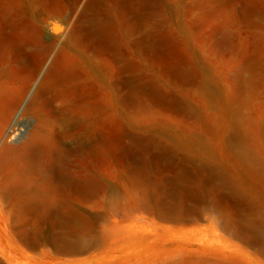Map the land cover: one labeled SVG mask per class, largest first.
I'll list each match as a JSON object with an SVG mask.
<instances>
[{
  "label": "rangeland",
  "instance_id": "374dc122",
  "mask_svg": "<svg viewBox=\"0 0 264 264\" xmlns=\"http://www.w3.org/2000/svg\"><path fill=\"white\" fill-rule=\"evenodd\" d=\"M117 1L106 0L107 10L117 12ZM134 1L147 4V16L125 49L124 114L114 101L106 153L64 161L76 183L94 181L92 191L62 184L46 158V204L74 208L81 223L0 199V264H264V0ZM38 2L46 8L50 0ZM59 49L40 81L55 71ZM4 62L22 89L32 70ZM106 66L117 75L116 62L107 58ZM35 125L22 116L0 154ZM18 167L0 162V188ZM179 172L182 189L195 196L174 193ZM20 213L26 229L9 227L7 216ZM245 220L256 228L247 230ZM63 234L84 247H67Z\"/></svg>",
  "mask_w": 264,
  "mask_h": 264
},
{
  "label": "bare ground",
  "instance_id": "6f19581e",
  "mask_svg": "<svg viewBox=\"0 0 264 264\" xmlns=\"http://www.w3.org/2000/svg\"><path fill=\"white\" fill-rule=\"evenodd\" d=\"M117 2L119 8L114 13V10H107L106 0H50L46 8L40 7L38 0H0V146L11 137L12 129L19 125L22 116L36 120L24 141L16 146H6L0 154L3 168L12 160L19 164L0 188V199L17 202L22 212L39 215L51 208L63 220L81 223V216L74 208L46 204L45 164L48 158L51 170L62 184L76 186L83 193L92 191L94 181L76 183L65 170L64 161L68 155L79 158L95 156L99 151L106 153L114 101L120 114H124L129 97L127 73L130 69L125 49L130 36L145 24L147 4L137 7L134 0ZM56 20L63 27H56ZM135 45L141 50L142 40ZM58 47L62 58L56 59L55 71L40 81ZM5 57L13 59L21 69L32 70L22 89L18 88L14 73L8 71ZM107 58L118 64L117 75L107 68ZM38 82L40 88L36 97L26 108ZM85 83L90 85V92L79 90ZM57 129L59 135L53 138L52 133ZM16 132L15 129L12 133ZM235 135L244 136L240 130ZM51 145L53 147L49 149ZM185 177L184 172H179L173 179L172 189L176 195L185 191L181 187ZM187 190L190 197L195 196ZM231 197L237 198L238 193L233 191ZM173 206L167 207L173 210ZM17 223L23 229L28 226L21 213L20 216H7L9 227ZM244 226L247 230L256 228L253 220H245ZM65 227L69 229V226ZM66 233L69 235L68 231ZM61 240L67 247H84V242H72L65 235Z\"/></svg>",
  "mask_w": 264,
  "mask_h": 264
}]
</instances>
